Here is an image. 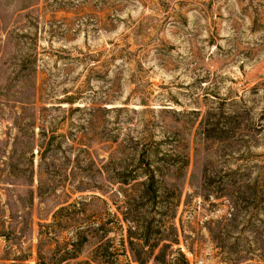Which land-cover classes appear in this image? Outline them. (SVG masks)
Instances as JSON below:
<instances>
[{
    "label": "rangeland",
    "instance_id": "obj_1",
    "mask_svg": "<svg viewBox=\"0 0 264 264\" xmlns=\"http://www.w3.org/2000/svg\"><path fill=\"white\" fill-rule=\"evenodd\" d=\"M71 256L264 264V0H0V264Z\"/></svg>",
    "mask_w": 264,
    "mask_h": 264
},
{
    "label": "trees",
    "instance_id": "obj_2",
    "mask_svg": "<svg viewBox=\"0 0 264 264\" xmlns=\"http://www.w3.org/2000/svg\"><path fill=\"white\" fill-rule=\"evenodd\" d=\"M152 179V178H151ZM95 231L96 230H91V236H90V238L92 237V238H95L96 236H95ZM81 232H77L76 233V238H75V241L74 242H71L69 245L71 246V249L70 250H66L67 251V253H69L70 255H76V254H78L79 253V251H80V246L82 245V243H83V241H86V236H81ZM67 249V248H66ZM93 252H97V249H94V251ZM78 256H71L70 258H59V259H57V260H55V262H52V263H46V264H63V263H67V261H69V260H72V259H76ZM93 262L95 263V261L93 260ZM136 262L138 263V264H143V261H139V260H136ZM41 264V263H40ZM42 264H45V263H42ZM97 264H112V262H110V261H105V262H102V261H99V262H97Z\"/></svg>",
    "mask_w": 264,
    "mask_h": 264
}]
</instances>
